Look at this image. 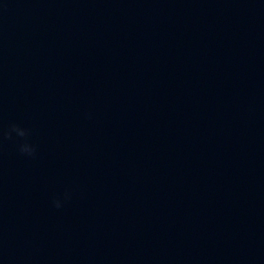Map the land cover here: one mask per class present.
<instances>
[{"label": "water", "instance_id": "water-1", "mask_svg": "<svg viewBox=\"0 0 264 264\" xmlns=\"http://www.w3.org/2000/svg\"><path fill=\"white\" fill-rule=\"evenodd\" d=\"M12 123L0 264H264V0H0Z\"/></svg>", "mask_w": 264, "mask_h": 264}, {"label": "clouds", "instance_id": "clouds-1", "mask_svg": "<svg viewBox=\"0 0 264 264\" xmlns=\"http://www.w3.org/2000/svg\"><path fill=\"white\" fill-rule=\"evenodd\" d=\"M13 133H15L16 137L20 138V143L17 145L18 151L21 154L29 157L34 156L36 152L35 145L31 144L27 139L30 135V130L15 123L10 124L7 128L0 127V145H2L5 139H13ZM63 198L65 200L70 199V193L66 191L63 194ZM52 205L57 209L61 208L63 206L61 198L54 197L52 200Z\"/></svg>", "mask_w": 264, "mask_h": 264}]
</instances>
